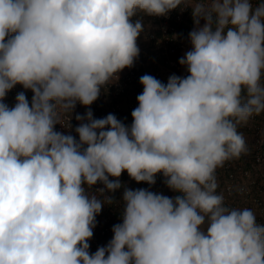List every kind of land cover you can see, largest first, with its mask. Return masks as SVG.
Here are the masks:
<instances>
[{"label":"clouds","instance_id":"clouds-1","mask_svg":"<svg viewBox=\"0 0 264 264\" xmlns=\"http://www.w3.org/2000/svg\"><path fill=\"white\" fill-rule=\"evenodd\" d=\"M177 8L194 25L187 74L142 75L131 124L94 118L139 56L133 18ZM262 113L264 0H0V264H264V224L217 191V170L248 152L238 128ZM158 176L174 195L152 190ZM114 204L122 222L91 253Z\"/></svg>","mask_w":264,"mask_h":264},{"label":"built area","instance_id":"built-area-1","mask_svg":"<svg viewBox=\"0 0 264 264\" xmlns=\"http://www.w3.org/2000/svg\"><path fill=\"white\" fill-rule=\"evenodd\" d=\"M191 9H185L184 11H180L179 8L168 13L167 16H152L153 21L156 25V31H150L149 27L145 24L144 30L142 33L147 35L151 40L159 41L162 47V56L164 59V67L169 69V73L171 75L175 74L178 76L186 75V69L181 66L178 61L184 54L190 50L191 45L188 40V36L186 38L179 37V26L184 25L188 22V17L190 16ZM203 24V21H201ZM194 27V26H193ZM191 28V30L193 29ZM159 35H161L159 37ZM138 64V63H136ZM145 69V68H144ZM160 70V71H159ZM157 70L153 76L157 79L163 78V74L161 69ZM145 73V70H140L139 67L135 66V62L133 67L125 68L122 72L118 74V80L113 81L111 85L105 89V92L109 94L112 98H121L122 95L130 94L129 97H124V100H131V104L126 103H108V100L105 99L102 95L90 106L93 112L94 118H103L107 116L109 113L114 114L117 118L121 113H125L123 111V105L129 106L128 109L130 112L138 106V102L136 97L140 94L139 87L142 85L139 83V78ZM169 78V77H168ZM168 80V79H167ZM21 92L20 89L16 87L13 88L10 92H8L7 97L13 99L15 101V97L17 93ZM125 94V95H126ZM87 109L77 104L73 118L71 120L72 128L74 129L78 121L75 120L76 114H84ZM264 113L259 116H253L249 119V131L251 132V139L247 142L248 152L247 154L242 155L239 159L228 161L224 164V166L217 170V178L219 182L218 192L223 193L225 197V204L228 207H236L237 205H233L235 202V193L238 192L239 195L245 196V200L240 203L238 208H250L257 215V222L264 224V199L261 188V183L259 185V181L261 178H264V126L260 122V119ZM120 119V118H118ZM129 122L130 118L126 117ZM125 122V121H124ZM126 122V124L128 123ZM65 125H67V118L64 121ZM56 130L65 132L67 134V130L64 129L61 125H56ZM73 135L76 133L73 131ZM78 139V137H77ZM247 156V158H244ZM255 173L257 176L252 180V175ZM121 181L125 183L128 187L136 189V188H146L145 183H136L134 180H131L126 172L122 174L120 177ZM240 179H248V183L242 182ZM253 185L257 186L258 189L255 193L252 190L248 189V186ZM236 186H240L239 189ZM96 187H102V185L97 184ZM163 188V184H162ZM123 189L117 191L114 195L116 199H120L122 196ZM165 195L172 196L174 195L171 191H167ZM120 207L117 204L112 206L105 205L102 208L101 213L96 217L97 226L94 228L93 238L89 241L90 243V252L94 253L98 247L104 246L111 240L113 233L112 227L115 224L121 223V219L119 216Z\"/></svg>","mask_w":264,"mask_h":264},{"label":"rangeland","instance_id":"rangeland-1","mask_svg":"<svg viewBox=\"0 0 264 264\" xmlns=\"http://www.w3.org/2000/svg\"><path fill=\"white\" fill-rule=\"evenodd\" d=\"M190 18H192L191 12H190V16L188 17V20ZM133 19L134 20L135 19L142 20L143 24L147 25L149 27L150 31H156L157 30L152 16L140 15V16H137V17H135ZM137 44H138V47L140 49V54H141V55L138 56V60H140V62L143 63V66H144L143 68H147L148 69V73L147 74L153 76V74L157 70L160 69L159 66L155 65V62L161 63L162 65H163V62H164L163 61V57L161 55V53H162L161 44H160L159 41L158 42L156 41L154 43V41H151V39L149 37H147V35H144L142 33L140 34V36L137 39ZM142 56H147V57L143 58ZM135 66L138 67L136 63H135ZM163 76L164 77H168V74H167V76H165V73H164ZM17 88L20 89V91H25L22 88V86H20V85H17ZM141 92L142 91L140 90V93ZM29 93L30 92H26V95H27V97H28V99L30 101L31 99L29 98ZM3 102L6 103L9 107L14 106V104H15V101L13 99L7 97V96H6V98L4 99ZM260 122L264 126V115L260 119ZM249 125H250L249 122H247V124L242 125V126H240L238 128V131L241 132L244 135L246 142L250 141V139L252 137L251 136V132L249 131V128H248ZM256 177L257 176L254 173L252 178H251V181L252 180H256L255 179ZM160 179H161V177H157V182H160ZM240 180L242 182L248 183V179H240ZM257 181H259V185L261 183V188L260 189H262V191H264V178H261L260 180H257ZM239 187L240 186H238V187L236 186L237 189H239ZM163 188H164V186H163ZM248 189L252 190V192L255 193L257 191L258 187L257 186L254 187L253 185H250V186H248ZM235 195H236L235 199H234L235 202L233 203V205H237L236 207L238 208L240 206V203H242V201L245 200L244 199L245 196L244 195L243 196L239 195L238 192H236ZM263 196H264V193H263ZM263 199H264V197H263ZM238 202H240V203H238Z\"/></svg>","mask_w":264,"mask_h":264},{"label":"trees","instance_id":"trees-1","mask_svg":"<svg viewBox=\"0 0 264 264\" xmlns=\"http://www.w3.org/2000/svg\"><path fill=\"white\" fill-rule=\"evenodd\" d=\"M137 16H140V15H137ZM136 16V17H137ZM135 18V17H134ZM194 25H193V20H192V18H190L189 20H188V22L186 23V24H184V25H180L179 26V37L180 38H186L187 36H188V33L191 31V28L193 27ZM142 34H144V33H142ZM145 35V34H144ZM161 35H159V37H160ZM151 41H154V40H151ZM156 41H154V43H155ZM139 55H141L140 53H139ZM146 55V54H145ZM162 55V54H161ZM143 58H145L146 56H142ZM163 57V56H162ZM164 59H165V57H163V61H164ZM138 62V64H137V66L139 67V69L140 70H145V73L143 74V75H145V74H147L148 73V69L147 68H143L144 66L141 64V62H140V60H138V58L135 60V63H137ZM164 63V62H163ZM16 88H17V86H16ZM18 89V88H17ZM139 90H141V91H143V86H141V87H139ZM126 94V93H125ZM122 95V97L121 98H112L111 96H109V94L108 93H106L105 91H103L102 90V96L105 98V99H107L108 100V103H126V104H131V100H129V99H127V100H124V97H129L130 98V94H126V95ZM16 102V101H15ZM124 107L122 108L123 109V111H125V113H123V114H119L118 115V118H120V120H122L125 124H126V122H128L127 121V119H126V117H128V118H130V120H129V122L127 123V124H131V122H132V117H131V112L129 111V109H128V107L129 106H126V105H123ZM244 158H247V156H245ZM253 176V175H252ZM158 177H161V179H160V182H157L156 183V185H154L153 187H152V190L153 191H160V192H163L164 194L167 192V191H169L165 186H164V184H163V178H162V176H158ZM162 184H163V186H164V188H162ZM145 187L147 188V187H149L147 184H145Z\"/></svg>","mask_w":264,"mask_h":264},{"label":"crops","instance_id":"crops-1","mask_svg":"<svg viewBox=\"0 0 264 264\" xmlns=\"http://www.w3.org/2000/svg\"><path fill=\"white\" fill-rule=\"evenodd\" d=\"M146 57H147V56H146ZM146 57H145V58H146ZM141 64H142V62H141ZM142 65H143V64H142ZM155 65L160 67L161 72H162V73H165V76H167V74H168V77L171 76V72H170V74L167 73V72H169V69H168V68H165L164 65H162L161 63H158V62H155ZM168 77H163V78H160L159 80L162 81V82H164V83H167V79H168ZM27 92H30V93H29V98L31 99L32 92H31L30 90L27 91Z\"/></svg>","mask_w":264,"mask_h":264}]
</instances>
